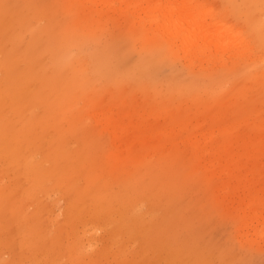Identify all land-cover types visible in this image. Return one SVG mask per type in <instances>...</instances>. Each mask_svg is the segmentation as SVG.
<instances>
[{"label":"rangeland","instance_id":"374dc122","mask_svg":"<svg viewBox=\"0 0 264 264\" xmlns=\"http://www.w3.org/2000/svg\"><path fill=\"white\" fill-rule=\"evenodd\" d=\"M202 1L197 9L207 11L216 5L233 17L246 35L257 42L261 40L253 36V27L257 15L264 12V0ZM151 3L154 2L7 0L9 7L1 14L8 26L1 28L0 35L7 39L19 33L16 48L22 49L29 43L35 25L41 29L45 41L52 32L70 39L58 65L59 80L65 92L56 103L70 107L66 113H74L71 117L76 120L75 126L80 132L69 130L66 144L69 149L80 147L83 142L78 135L84 134L90 140L89 150L98 153L75 176L79 190L83 188V178L89 167L105 158L100 153L111 150V134L101 113L107 109L119 111L125 106L139 118L137 128L141 133L149 135L152 130L168 138L161 148L163 151L155 142L146 145L140 139L134 141V149L149 147L162 153L172 149L169 139L176 137L178 147L185 153L176 158L158 152L148 155L140 161L141 166L135 172L119 173L110 179V186L116 191L122 188L121 179H130V184L140 188L138 196L126 197L124 202L142 219L136 222L133 217L127 218L126 228L118 214L112 217L92 214L87 209L89 206L79 217L70 219L67 205L73 190L53 188L50 182L37 192L36 199L26 195L18 197L26 180L16 178L13 170L7 169L2 175L0 189L7 187V191L13 192L12 198L7 199L6 209L0 210V261L34 264L32 254L18 245L19 236L29 225V221L16 217L18 211L28 219L36 215L46 231H56V228L65 231L64 245L52 249L49 239L41 241L46 246V254L38 256L41 259L37 264H53L50 261L53 257L57 264H85L90 259L97 264H264V241L256 239L252 231L246 236L241 229L237 204L223 201L208 175L187 166L189 146L181 140L191 132L217 131L241 116L245 120L234 128L236 132L255 131L256 123L264 119V45L255 48L253 54V58L260 57V60L249 61L245 57L236 64L235 50L220 55L215 54L214 49L187 48L180 39L172 43L174 38L158 29L161 18L151 25V17L155 14L153 7L148 8ZM197 3L199 0L192 1L193 5ZM25 5L28 9L38 5L48 15L29 19L30 31L19 25L20 16L16 18L24 9L28 11ZM6 43L7 47L14 46L11 39ZM41 59L49 61V54ZM0 60H3L2 54ZM17 64L18 67L24 65L22 61ZM30 78L32 88L42 80L39 75ZM42 95L44 101L45 94ZM70 97H74L72 104L67 102ZM9 103L16 108L15 101ZM35 108L40 111L42 106ZM11 114L8 113L7 118L21 122ZM54 122L58 124L60 119ZM63 126L67 128L68 124ZM51 132L43 136L49 139ZM44 137L42 144L45 146ZM7 139L13 140L14 136H7ZM262 157L264 160V154ZM1 159L0 155L2 172ZM83 160L81 153L78 161ZM132 170L130 167L129 171ZM38 203L41 205L37 212ZM111 211L112 208L102 212ZM6 238L7 246L1 243ZM72 238L81 242L84 249L79 262H71L65 253V244Z\"/></svg>","mask_w":264,"mask_h":264},{"label":"bare ground","instance_id":"6f19581e","mask_svg":"<svg viewBox=\"0 0 264 264\" xmlns=\"http://www.w3.org/2000/svg\"><path fill=\"white\" fill-rule=\"evenodd\" d=\"M192 1L140 0V2H154L148 5V8L153 7L155 12L151 17V25L161 18L158 29L173 37L172 43H175L176 39H180L187 48L196 46L199 50L204 51L214 49L215 54L220 55L235 50L236 64L245 57L249 61L260 60V57L253 58V54L255 48L264 45V12L257 15V22L253 27V36L261 38L257 42L249 34L246 35L245 29L240 27L233 17L223 13L216 5L203 11L197 9L200 4H203L202 0H199L197 5H193ZM6 7H9L7 0H1L0 30L7 25L1 14V11ZM41 14L48 16L42 7L37 5L32 6L28 11L24 9V13L17 15L16 18L20 16L17 20L19 25L30 31L32 28L28 25L29 19L36 18ZM13 19L15 18L13 17ZM55 34L57 33L49 34L45 41L41 29L35 25L29 43L22 49L16 48L19 33H14L7 39L0 35V54L3 55V60H0V71L2 70L0 72L2 79H0V155L4 165L1 169L2 172L0 171V183L2 175L6 174L7 169H12L16 178L24 177L26 180V185L22 186L18 197L26 195L35 198L37 192L44 190L48 182L53 188L72 189L73 196L70 197L67 205V215L70 219L79 217L86 206H89L87 209L92 214H105L108 217L118 214L126 228L129 225L127 218L133 217L136 222L142 219L135 209L124 202L126 197L138 196L140 188H135L139 186L130 184V179H121L122 188L116 191L113 185L110 186V179L119 173L130 175V172H135L141 166L140 161L144 157L157 154L158 149L163 151L161 148L167 144L168 138L165 134L153 133L152 130L149 135L141 133L142 130L139 131L137 128L139 118L135 117V114L125 106L119 111H115L113 108L104 112L99 111L108 125L112 147L110 152H108L109 149H106L100 153L105 156L100 159V163H93L94 167H89L88 173L83 178V188L79 190L74 182L75 176L79 175L80 169L84 168L86 163L96 157L95 155L98 153L95 152V154L89 150L90 140L88 136H83L84 134L78 135L83 142L80 147L69 149L66 144L68 131L80 132V129L75 126L76 120L73 121L71 117L74 113H66L70 107L66 104L58 105L56 103L57 100L63 98L65 92V86L59 80L58 65L62 60L63 53L68 49L70 39L68 36L60 37ZM10 39L14 42L12 43L14 46L7 47L6 41ZM2 46L3 48H1ZM247 52H249L248 56H246ZM44 54H49V61L45 62V59L43 62L41 57ZM18 61H22L24 65L20 64L22 67H18ZM33 65H38V68L34 70L35 66ZM33 75L42 77L35 88L31 86L30 77ZM58 91L59 94L56 95ZM41 93L45 94L44 101ZM9 101H15V109ZM73 101L74 97H70L67 102L72 104ZM38 105L42 106L40 111L35 108ZM8 113L17 116L21 122L11 121V117L7 118ZM80 117L77 118V122ZM55 119H60V122L56 124ZM244 120V116H241L239 120L228 122L217 131H203L199 134L191 132L181 140L189 146L187 166L200 174L208 175L215 190H218L219 194L223 196V201L237 204L241 229L246 236L252 231L251 234L256 239L264 241V160L262 159L264 154V119H260L256 123L253 133H237L234 128ZM64 123L68 124L67 128L63 126ZM49 130L53 132L47 139L43 135ZM7 136H14V139L9 140ZM43 137L47 141L45 146L42 144ZM139 139L143 140L146 145L155 142L158 149L152 150L149 147L140 150L134 149V141ZM169 140L172 143V149L158 153L170 158L183 156L185 152L178 147L177 138L172 137ZM81 153L84 155L82 162L78 161V156ZM130 167L133 168L132 171H129ZM92 170L94 171L90 172ZM19 184L21 182H17V185ZM93 185L95 186L94 190H92ZM6 188L0 189V210L6 209L7 199L12 198L13 190L7 191ZM40 205V203L37 204V212L40 210ZM42 205L44 206V204ZM110 208H112L111 212H102L109 211ZM16 217L19 220L29 221L28 228L25 229L22 236H19L18 245L32 254L34 264H37L41 259L38 258L39 255L42 257L46 254V246H43L41 242L43 239L51 241L52 249L55 246L64 245L62 237L65 236V231L62 229L46 231L40 226L36 215L32 216V219H28L17 211ZM66 232L70 237L71 231ZM1 243L7 246V238L3 239ZM81 244L73 238L65 244L67 247L65 253L71 262H79L82 259L84 249ZM50 261L57 264V259L55 260L54 257ZM0 264L21 263L20 261L1 260ZM85 264H97V262L90 259Z\"/></svg>","mask_w":264,"mask_h":264}]
</instances>
